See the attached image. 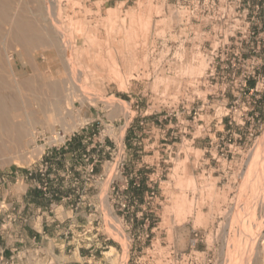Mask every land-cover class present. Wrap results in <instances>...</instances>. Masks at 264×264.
Here are the masks:
<instances>
[{
	"label": "rangeland",
	"instance_id": "1",
	"mask_svg": "<svg viewBox=\"0 0 264 264\" xmlns=\"http://www.w3.org/2000/svg\"><path fill=\"white\" fill-rule=\"evenodd\" d=\"M54 1L47 2L50 12L43 0H24L22 4L27 6V17L42 32L51 33L55 47L69 49L77 41L81 48L86 47L84 60L90 56L91 63L99 58L105 62L111 52H118L111 55L115 57L122 50L123 54L135 50L137 59L129 66L133 72L130 78H124L129 67L116 64L125 81L124 88H119L111 59L106 61L107 66L95 64L96 71L85 67L90 64H82L80 69L87 70L86 75L78 72L70 77L66 64H58L64 61L61 50L39 46L23 59L15 55L16 64L7 67V73L4 71V79L11 85L30 79L31 73L35 82L42 76L43 81L74 80L78 96L72 101V109L79 124L68 132L58 123L50 129L35 124L33 129L38 133L23 151L0 154V206H6L5 194H19L28 181H37L39 164L47 160V152L55 149L50 136L58 130L65 134L61 139L65 140L63 147L80 136L87 149L75 157L80 162L76 169L68 166L61 176L64 181L55 183L71 195L68 204L85 207L92 232L98 230L100 238L109 237L112 243L106 255L113 254L111 264H121L120 257L128 256L132 264L137 258L143 264H163L162 259L171 251L182 253L210 247L220 257H227L229 264H264V211L260 213L257 199L264 201V180L259 177L256 181L254 175L248 179L245 175L257 141L264 134V0H203L201 22L193 30L195 35L192 32L187 37L184 29L177 26L179 20L174 17L171 4L174 0ZM149 3L151 22L156 25L148 30L146 41L137 27L132 32L128 20L129 11L138 13ZM108 8H115L118 13L114 26L106 23ZM164 18L171 20L166 27L160 21ZM119 26L123 28L118 33ZM1 40L4 43L5 39L1 38L0 43ZM210 43L218 46L215 64H207L211 59L207 54ZM195 44H201L200 51L194 50ZM143 53L148 62L144 65L140 63ZM33 57L38 64H29ZM201 62L206 64L201 73L188 70L187 66L196 67ZM33 68H39L41 73ZM29 91L22 94L25 100L21 96L29 107L22 110L27 112L21 113L25 117L20 119L35 114L38 99L50 97ZM116 103L123 107L117 108ZM10 171H22L28 181L15 184L12 179L9 186L3 184L1 177ZM174 171L183 178L193 177L197 185L194 192L184 190L193 203V212L180 218H175L174 196L181 190L175 186ZM143 181V195L129 198L132 184L137 186ZM122 199L134 208L125 213L119 211ZM197 211L201 212L198 219ZM194 230L198 236L203 235L202 241H193ZM146 233L149 237L144 239ZM36 264H56L55 257L51 254L49 260Z\"/></svg>",
	"mask_w": 264,
	"mask_h": 264
},
{
	"label": "bare ground",
	"instance_id": "2",
	"mask_svg": "<svg viewBox=\"0 0 264 264\" xmlns=\"http://www.w3.org/2000/svg\"><path fill=\"white\" fill-rule=\"evenodd\" d=\"M23 1L24 0H0V39L1 38L3 40L5 39L4 43H2V40L0 43V44L4 45V46H0V154H2V155H3V153H6V152L9 153L12 150L23 151L22 149L26 148V145L32 143L34 141L35 133H38V132L34 131V129H33V128H35L34 127L35 124H41L43 127L46 126V128H48L47 126H49V129H50L51 127H53L54 124L58 123L61 125V127L64 128L63 129L64 132H68L72 128L74 129V127L77 124H79V122L76 121V119L73 115V109H72V101L74 100L75 95H77V93H76L77 90H76L74 83H73L74 80L68 79L69 80L68 81L65 78L66 80L64 79L65 80L64 81L61 78H57L56 80L55 79L53 80V78H52L51 81H47V80L43 81L45 79L42 76V78H41L42 80L39 79L40 81L35 82V81H32V80H35V78L34 79L32 78L33 77L32 73L30 74V76L32 75V77H31L32 79L30 78L31 80L30 79H24L22 81L18 80L19 82L17 81V84L15 81L16 85H13V84L11 85V84H9L10 81H8L9 82L8 83L4 79L5 73H7L9 71L7 69V67L11 68V67H13V64H16L15 63V55L18 58L23 59L28 55L29 52L34 51L39 46H47L48 48L53 47L55 49H58L57 47H55V43H54V40L52 38L51 33L42 32V28H40L41 29L40 30L38 28V26H36L33 23L32 19H29V17H27L29 12L26 15L25 9L27 8V6L24 8L25 4L24 5L22 4ZM43 1L46 2L45 6L47 8V9L46 8H44V9L49 11L50 10V8H49L50 4L47 5V2H50L51 0H43ZM41 2H42V0H41ZM54 2H57L59 4L60 1L58 2V0H55ZM26 3H27V1H26ZM57 3L56 4L54 3V4L58 5ZM141 4H143V3H141ZM153 7L155 8V6H153ZM40 8H42V7H40ZM155 9H153V10L154 11L158 10V9L157 10H155ZM28 10H30V9H28ZM46 10H45V12H46ZM57 11L59 12V10H57ZM151 11H152V7H151L150 3L145 5L144 7L140 8L138 13H135L133 10H131V12L129 11L130 19L128 21H129L131 28H133L132 32L135 30V27H137L141 31V33L143 32L142 33L143 38L147 36L146 34H147L148 30H151L150 28L156 23L153 21L151 22V18H150L151 17V15H150ZM158 12H159V10H158ZM46 15H48V14H46ZM117 15H118V13H116L115 8H108L107 9V18H106V20L108 22H106V23H109L111 26H114ZM47 17H49V16H47ZM53 18H55V17L53 16ZM38 19H39V17H38ZM171 19L173 20V18H171ZM39 20H41V19H39ZM56 20H58V19H56ZM160 21H161L162 25L166 27V26H168V24H170L171 20L168 18H166V19L164 18L163 20H160ZM42 23H44V22H42ZM60 26H61V24H60ZM103 26H107V25L103 24ZM122 26H124V24H122ZM122 26L121 27L119 26L118 28H116L118 33L120 32V28H123ZM165 27L160 29V31L163 32ZM49 28H51V27H49ZM91 28H92V26H91ZM107 28H108V26L106 27V30H107ZM93 29H95V28H93ZM112 29H114V28H112ZM47 30H48V28H47ZM60 32H61V30L59 31V34H60ZM150 32H149V34H150ZM64 34H66V33L64 32ZM54 36H55V34H54ZM63 36H61V38H63ZM90 36H92V34ZM92 37H94V36H92ZM67 38H69L68 35H67ZM145 39L147 41V39H149V38L146 37ZM56 40H57V38H56ZM64 40H66V39H64ZM69 40H70V38H69ZM94 40L96 41V39H94ZM94 40H93V42H94ZM98 40H100V39H98ZM146 41H145V43H146ZM145 43H144V45H145ZM113 44L115 47L116 43L114 42ZM59 45H61V47H62V44H59ZM66 45H68V44H66ZM39 48H41V47H39ZM10 49H12V53H11ZM85 49H86V47H85ZM85 49L81 48L78 45L77 41L75 43L71 44L69 49L67 46L63 47V50H61V48L58 49L59 52L61 50V51H63V54H64V57H63V55L61 56V57H63L64 61H62L61 63L58 62V64H64V65L66 64L65 66H66V69L68 70V73H69L68 75H70V77H72V76H74V74H77L78 72H82V75L83 74L86 75L87 70L83 71L82 69H80L83 67L82 64H90V65H85V67H89L91 69V71H96L95 64H98V65L101 64V66H102L103 64H106V61L108 59H111L112 60V67H114L112 69V73H113L114 78H115L114 80L118 81L119 88H124V85H125L124 82L125 81L123 80V77H122L123 74H122V72L120 73V71L118 70L120 67L118 68V66L116 64H120L119 66H121V67H122V64H124V65L126 64L125 66H128V67L132 64H135V60L137 59V57L135 55L136 51L134 50L135 51V53H134V51L130 50L128 53L126 52V54H123V52H124L123 50H122L123 52L119 51L120 55L119 54H118V56L116 55L118 58L116 56L111 57V55L113 56V54H117L118 53L117 51H116V53L111 52V54L109 55L110 58H107V59L104 58L106 60L105 62H104V60L99 58V56H100V53H99L98 54L99 59H97V60L93 59L96 62L93 63V61H92V63H91V62H89V60L91 61V59H92V58L90 59V56H89V58H87V60H86V58L84 60V56H85L84 54H86ZM87 50H88V47H87ZM104 51H105V49H104ZM146 51L147 50H145V52ZM69 52H71V55ZM88 53H87L86 57H88ZM30 54L31 53H29V55ZM91 54H92V52H91ZM96 54L97 53L95 52V56H96ZM57 55H60V54L57 53L56 56ZM107 56L108 55H106V57ZM141 57H142L141 60L143 62H140V63H142L143 65L146 64L147 54L143 53V55ZM109 62H110V60H109ZM38 63H39V61H38ZM38 63L36 61V57H33L32 61L29 64L31 65V64H38ZM107 64H106V66H107ZM205 65L206 64H204V62H201V64L199 66H196V67L187 66V67H188V70H190L193 73H201L203 71V68L205 67ZM40 66H41V64H40ZM61 66L62 65H60V67ZM63 68H64V66H63ZM90 69H89V71H90ZM6 70H8V71H6ZM33 70L34 71L38 70L40 72L39 68H33ZM127 70H129V71H127V73L125 72L126 77H124V78H130L132 76L133 72L130 71V67ZM131 70H132V68H131ZM134 70H135V68H134ZM4 71H6V72L4 73ZM31 71H32V68H31ZM61 71L62 70H60V73H61ZM120 74H122V75H120ZM10 75H13V74H10ZM17 75L18 74H16V76ZM91 75H93V74H91ZM97 75H99V74H97ZM8 76H9V74H8ZM8 76H7V78H9ZM18 77L19 76H17V78ZM13 79H14V77H13ZM15 80H16V78H15ZM126 80H128V79H126ZM13 89H15L17 92H15V90H13ZM25 89L28 91L32 90L36 94L37 93L43 94L42 96L47 95L50 97H48L46 99H42V100L38 99L37 102H35L36 103V108H34L35 114H32V116L30 115V117H28L26 119H20L19 117L22 115L24 116V114L27 112V111L22 112V110L29 107L28 104L26 102H24V100L26 99L25 96L24 97L22 96V94L26 92ZM24 90H25V92L21 93ZM32 91L31 92L29 91V93H33ZM27 95H29V94H27ZM21 96L24 100L21 98ZM37 97H39V96L37 95ZM33 99L36 100V97H34ZM75 100H77V99L75 98ZM32 101H31V103H33ZM118 102H120V101H118ZM28 103H30V102H28ZM116 104H117V108H119V109L121 107H123L121 103H116ZM31 109H32V107H31ZM21 113H24V114H21ZM39 115H45V117L43 118ZM75 115H76V118H78L77 114H75ZM80 123H82V122L80 121ZM51 132H53V131H51ZM39 149H41V147H39ZM252 157L253 158L249 162L247 171L245 172L246 177L249 179V177L251 175H254V180L258 181L259 177H261V178L263 177L262 180H264V134L257 141L256 147L254 150V154ZM171 177H172V175H171ZM173 179H175V182H176L175 186L177 185L178 188L181 190L179 193H177L174 196V209L176 211L175 218H176V216H177V218H180V217H184L185 214L187 215V213H190L192 211L191 205L193 203L186 198L184 190L188 189V190H192L194 192L197 189V185L195 182L196 179L194 180V178L191 176L183 178L182 176L176 175V171H174V178ZM255 187H256L255 189H257L256 184H255ZM256 192H257V190H256ZM257 199H258V203H260L259 210H260V213L262 214V212L264 211V201H261V199L263 200V198H261V199L257 198ZM200 215H201V212L197 211L196 219L200 218ZM175 221H176V219H175ZM245 222H246V220H245ZM177 223H179V222H177ZM241 227H243V226H241ZM170 234L172 235V233H170ZM241 239H242V237H241ZM235 245L237 246V244H235ZM250 247H251V249H253L252 246H250ZM250 247H248V248H250ZM254 247H255V245H254ZM251 249H250V251H251ZM235 257H237V256H235ZM248 257H249V254L247 255V253H246V258L244 257V259L247 260ZM244 263L247 264V261H245Z\"/></svg>",
	"mask_w": 264,
	"mask_h": 264
},
{
	"label": "crops",
	"instance_id": "3",
	"mask_svg": "<svg viewBox=\"0 0 264 264\" xmlns=\"http://www.w3.org/2000/svg\"><path fill=\"white\" fill-rule=\"evenodd\" d=\"M81 143L80 136H76L64 149L49 152L45 192L38 187L43 180L40 174H35L37 181H28L22 171H10L1 177L8 186L12 179L15 184L29 183L19 194L9 192L3 196L6 206L0 207V264H36L49 260L51 254L56 264H111L112 258L105 257L102 249L112 243L109 237L100 238L98 230L95 233L89 229L85 207L68 204L71 195L58 185L64 181L61 176L68 166L74 171L80 163L75 157L87 149ZM128 192L131 199L143 195L139 189ZM95 234L99 238L93 237Z\"/></svg>",
	"mask_w": 264,
	"mask_h": 264
},
{
	"label": "built area",
	"instance_id": "4",
	"mask_svg": "<svg viewBox=\"0 0 264 264\" xmlns=\"http://www.w3.org/2000/svg\"><path fill=\"white\" fill-rule=\"evenodd\" d=\"M173 6V14L174 17H176L178 21L177 26L180 27V29H184V34L189 36L196 25L200 24L201 19H202V14L199 12L200 6L203 4V0H174V2L171 3ZM181 11V13H180ZM193 35H195V32H193ZM194 43V42H192ZM191 47H193L191 45ZM194 50H201V44H195L193 47ZM217 51H218V46H212V43L209 44V49L207 51V54H210V58L207 62V64H215L214 58L217 56ZM253 64H258V62H252ZM262 64V63H261ZM52 141L53 143V148L59 149L63 147L61 143H64L65 140L61 141V139H64L65 134L60 133V131H55L52 134ZM49 152H47L45 155H48ZM48 169V161L43 160L41 163L40 168L38 169V172L40 176L43 178L41 184L38 186L41 188L44 192L47 190V181L45 179L46 177V172ZM29 175H31V172H29ZM153 194V193H152ZM0 207H4V205H1ZM133 206L129 204L125 199L121 200L119 202V207L118 210L122 212H127L129 211L130 208ZM91 229V228H89ZM94 228L91 229V231ZM88 232V231H86ZM97 233V230L96 232ZM97 234H95L93 237L96 238ZM149 237V234L146 233L144 235V239H147ZM194 242L200 238L202 241L203 235L198 236L197 230H194ZM92 237L87 238L88 241L91 240ZM104 250L103 255L107 258H112L113 254L106 255V253L109 251L110 247L105 246L102 248ZM107 249V250H105ZM120 262L121 264H132L130 263V258L129 256L126 258L120 257ZM164 262L163 264H229V259L227 257H220L219 255L215 254L211 247L206 248L205 250H189L188 252H182V253H177L174 251H171L168 256L162 259ZM133 264H143V262L140 260V258H137L133 260ZM246 264V263H244Z\"/></svg>",
	"mask_w": 264,
	"mask_h": 264
},
{
	"label": "trees",
	"instance_id": "5",
	"mask_svg": "<svg viewBox=\"0 0 264 264\" xmlns=\"http://www.w3.org/2000/svg\"><path fill=\"white\" fill-rule=\"evenodd\" d=\"M73 140V139H72ZM68 145H69V143H68ZM60 149H64V147H61ZM52 150H54V149H52ZM44 159H46V157L44 158ZM145 184V182L143 181L142 182V184H138L137 186H135V185H132V189H139V190H141L140 189V187H141V185H144ZM142 192H143V190H141ZM141 192V193H142ZM141 197V196H140Z\"/></svg>",
	"mask_w": 264,
	"mask_h": 264
}]
</instances>
